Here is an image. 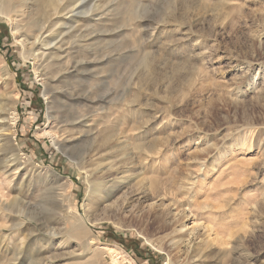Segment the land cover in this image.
I'll return each mask as SVG.
<instances>
[{
    "label": "rangeland",
    "instance_id": "obj_1",
    "mask_svg": "<svg viewBox=\"0 0 264 264\" xmlns=\"http://www.w3.org/2000/svg\"><path fill=\"white\" fill-rule=\"evenodd\" d=\"M77 1L0 15V264H264V0Z\"/></svg>",
    "mask_w": 264,
    "mask_h": 264
},
{
    "label": "bare ground",
    "instance_id": "obj_2",
    "mask_svg": "<svg viewBox=\"0 0 264 264\" xmlns=\"http://www.w3.org/2000/svg\"><path fill=\"white\" fill-rule=\"evenodd\" d=\"M45 5H44V4ZM88 3V1H87ZM40 4H42L43 6H46L45 8L47 9V12L45 14H48V18L46 19V21L51 22V24L54 23L56 21H71L72 19H77L79 18V14H76L75 15V12L79 9V7L82 5L81 2H78L77 0H0V15L1 16H6L8 13H7V10L8 9H13V12L15 13V15H17L18 17H20L22 20H26V19H30V20H35L36 19V16L38 15V13L40 12V8L38 7ZM42 5H40L41 7H43ZM84 5V4H83ZM38 7V8H37ZM142 7V10H145L146 7H143V6H140ZM138 6V10H134V12L132 11V16H134V18L136 17L137 18H140V19H143L145 18V16L143 15L144 12H142L141 8ZM139 10H141L139 12ZM65 11H68V14H74L73 16L74 17H71L70 20L69 19H66L64 17H66V15H64ZM28 12H30V17L28 16ZM7 13V14H6ZM67 14V15H68ZM81 14V13H80ZM145 14V13H144ZM14 15V16H15ZM27 15V17H26ZM7 18V17H6ZM38 19V18H37ZM146 19V18H145ZM21 20V22H23ZM43 20V19H41ZM20 21V20H19ZM45 21V22H46ZM144 21V20H143ZM28 22V20L26 21ZM25 23V22H23ZM29 23V22H28ZM27 23V24H28ZM42 23V22H40ZM181 23V22H180ZM48 24V23H47ZM142 24V23H141ZM177 24V23H176ZM40 24H36L35 21H32L30 22L27 26H26V30H28V32L30 34H32L33 32H35L34 30L37 29V27L39 26ZM140 26V24H139ZM22 29V28H21ZM23 30V29H22ZM75 30V29H74ZM18 31V30H17ZM51 31V28L50 26H45V25H42L39 29V31L37 33H33L32 36H28L26 37V39H24L22 41V44L24 46H27L29 45L31 50L33 52H36L38 51L37 54V57L41 58L42 56H45V53L44 52H48L50 51V54L48 55V57H53V56H56L57 53H59V51L61 50L60 47H57V46H53L52 48L50 47L51 45L54 44V40L56 37H53L54 33L53 30L50 32L52 33L53 32V35L51 34L50 36H44L47 32ZM28 33V34H29ZM55 36H58V35H55ZM60 36V35H59ZM58 38V37H57ZM33 40L31 43L30 41ZM64 44V43H63ZM57 45V44H56ZM43 47H46L47 48V51H43V53L39 54V52L41 50H43L42 48ZM57 47V48H56ZM34 54V53H32ZM35 54V55H36ZM61 56V55H60ZM63 56V55H62ZM56 57H59V56H56ZM36 59V58H35ZM51 59V58H50ZM49 59V61H50ZM57 59V58H56ZM60 59V57H59ZM66 59V58H65ZM147 59V58H146ZM53 60V59H52ZM57 61V60H56ZM51 64V63H50ZM52 67V65H50ZM58 68V67H57ZM196 68V67H195ZM147 69V68H146ZM74 70V69H73ZM179 70V69H178ZM60 71V70H59ZM179 72V71H178ZM196 74V73H195ZM194 74V75H195ZM179 75V73H178ZM197 75V74H196ZM181 77V76H180ZM8 80V79H7ZM78 80V79H77ZM53 87V86H52ZM142 90V89H141ZM2 101V100H1ZM15 101V100H13ZM1 103V102H0ZM3 103V102H2ZM15 103V102H14ZM11 104V108L9 109H3L0 107V127H3V129H1L2 131H6L7 132V129H5V126L7 125V120H10L12 123L10 125H14L16 124V121L17 119L15 118V112L11 111L13 110L14 108H12L13 105L12 103ZM7 106V105H6ZM4 106V107H6ZM9 124V123H8ZM7 128V127H6ZM10 128V127H9ZM0 130V131H1ZM106 131V130H105ZM57 132V131H56ZM52 133V132H51ZM107 133V132H106ZM115 133V132H114ZM113 133V134H114ZM48 134V133H47ZM50 134V133H49ZM105 134V133H104ZM112 134V133H111ZM51 135V134H50ZM5 137V136H3ZM112 138V136H108V135H105L103 140H104V144H107L109 143L108 141ZM7 139V138H6ZM13 139V138H12ZM10 139V142L12 143L13 145V140ZM5 143V142H4ZM6 143H9L6 142ZM15 146V144L13 145ZM12 146V147H13ZM63 146V145H62ZM2 147V146H1ZM8 147V146H7ZM64 147V146H63ZM67 147V146H66ZM109 147V146H108ZM5 148V147H4ZM1 149V148H0ZM126 149V148H125ZM5 150V149H4ZM9 150V149H8ZM4 155V154H3ZM9 158V157H8ZM7 159V158H6ZM6 162V161H5ZM10 162V161H9ZM18 163V162H17ZM241 165V164H240ZM14 166V165H13ZM123 184H121V182H109V181H105V179H97L94 181L93 185L90 187V198H89V203L90 205H92L94 207L95 203H99L100 201L102 200H105V199H109L111 198L118 190H120L122 188ZM65 196V195H64ZM68 196V195H67ZM65 196V197H67ZM91 197L95 198V200H91ZM59 201V200H58ZM95 201V202H94ZM60 204V203H57V205ZM69 200H67L66 198L62 201H61V204L58 206V210H61L62 212H65L66 214H69L70 210H69ZM11 205L7 207L8 210H10L11 208ZM93 209V208H92ZM58 212V211H57ZM23 212H19V214H22ZM25 214V212L23 213ZM90 214H91V207H87V210L86 212L84 213V215L80 216V219L78 218L77 219V223L75 224V227H79L82 229V226H85V224L87 223V218L90 217ZM70 215V214H69ZM28 216V215H26ZM67 217V216H66ZM65 217V218H66ZM72 217V216H71ZM76 218V217H75ZM68 220V218H67ZM89 220V219H88ZM82 221V222H81ZM19 226V224L16 225V227ZM48 227V226H47ZM74 228V227H73ZM77 228V229H79ZM80 229V230H81ZM53 231V230H52ZM48 242V241H47ZM146 242L147 244H149L152 248L154 249H157V250H161V247H157L155 242H153L152 240H149V239H146ZM224 243V242H223ZM211 245V241H206L204 242V246L205 247H210ZM105 248H108V247H105ZM103 251L107 250V249H102ZM112 250V249H110ZM109 251V249H108ZM199 248L196 249V253H195V256L196 254L199 253ZM198 252V253H197ZM202 256V255H201ZM206 256V254L204 255ZM203 256V257H204ZM194 257V256H193ZM12 260V259H11ZM112 264H120L118 259L116 257H113L112 259ZM167 264H170V263H167ZM234 264H239V261L238 262H235Z\"/></svg>",
    "mask_w": 264,
    "mask_h": 264
},
{
    "label": "trees",
    "instance_id": "obj_3",
    "mask_svg": "<svg viewBox=\"0 0 264 264\" xmlns=\"http://www.w3.org/2000/svg\"><path fill=\"white\" fill-rule=\"evenodd\" d=\"M120 241H121L122 244L125 243V241L123 240V238H120ZM136 250L138 251V248H136Z\"/></svg>",
    "mask_w": 264,
    "mask_h": 264
}]
</instances>
